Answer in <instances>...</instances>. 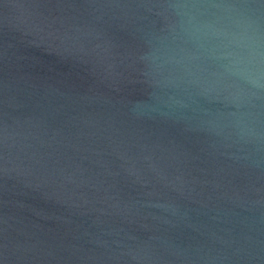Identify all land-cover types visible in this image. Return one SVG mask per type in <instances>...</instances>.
Listing matches in <instances>:
<instances>
[{"label": "water", "instance_id": "95a60500", "mask_svg": "<svg viewBox=\"0 0 264 264\" xmlns=\"http://www.w3.org/2000/svg\"><path fill=\"white\" fill-rule=\"evenodd\" d=\"M0 264H264V0H0Z\"/></svg>", "mask_w": 264, "mask_h": 264}]
</instances>
